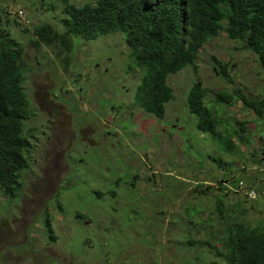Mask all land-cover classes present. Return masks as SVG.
Returning <instances> with one entry per match:
<instances>
[{"label":"rangeland","instance_id":"obj_1","mask_svg":"<svg viewBox=\"0 0 264 264\" xmlns=\"http://www.w3.org/2000/svg\"><path fill=\"white\" fill-rule=\"evenodd\" d=\"M91 2L71 0L77 6ZM0 5L8 14L0 25L23 48L25 88L35 112L26 120V131L34 132L22 194L9 199L0 189V264H223L207 247L186 243L208 240L210 230L200 231L196 222L190 229L184 206L203 207L198 220L215 218L209 215L225 176L258 188L248 199L229 187L228 209L239 203L253 226L264 224V114L242 101L231 107L212 102L220 90L264 99V71L239 41L220 33L203 47L196 68L171 75L174 98L158 119L133 106L144 72L131 58L125 33L91 41L75 37L73 51L58 44L36 47L34 26L61 29L62 0ZM21 10L27 17L22 24L31 26L14 23ZM213 57L227 64L226 79L214 72ZM198 79L208 89V104L218 105L226 126L244 130L252 145L228 156L197 130L198 117L186 101ZM218 157L230 170L217 165Z\"/></svg>","mask_w":264,"mask_h":264},{"label":"trees","instance_id":"obj_2","mask_svg":"<svg viewBox=\"0 0 264 264\" xmlns=\"http://www.w3.org/2000/svg\"><path fill=\"white\" fill-rule=\"evenodd\" d=\"M62 3L64 16L60 22L63 28L48 23L34 26L33 44L36 47L58 44V47L73 51L75 37L91 41L125 33L131 58L144 72L133 106H141L158 119L165 117L167 105L174 98L168 78L187 68H196L203 47L220 33L239 41L243 50L251 51L264 71V0H95L82 6L71 3V0H62ZM0 13L1 23L3 14H8L6 8L0 9ZM15 17L20 20L19 16ZM17 19L14 18V23L22 26ZM5 20L6 24L10 23L9 18ZM22 53L20 42L0 25V189L9 199H17L22 194L23 176L32 163L34 131H26V120L35 112L30 108L31 101L25 88L27 73ZM213 60L214 72L226 79L229 76L227 64L217 61L216 57ZM207 97L208 89L198 79L190 88L186 101L189 113L198 117L197 130L208 134L228 156L238 154L240 146L252 145L251 136L244 135V130L226 126L220 107L208 104ZM236 101H242L262 118L264 99H251L240 90H220L212 100L225 107L233 106ZM261 149L264 152V144ZM214 161L221 168L230 170L232 166L221 157L214 158ZM225 177L220 181L222 195H218L209 215L215 218L198 220L203 207L184 206V214L190 218V229L200 223V231L210 230L208 240L191 239L186 243L190 248L197 244L207 247L210 253L223 260V264H264V224L253 226L245 216L246 208H241L238 203L228 209L224 201L231 186L234 188L232 192H244L248 199L249 190H255L256 186L253 182ZM209 189L208 186L202 191ZM112 197L116 194L113 193ZM161 213L164 212L160 211L162 216ZM45 215L50 239L54 242L57 237L48 212ZM77 217L86 218L82 213Z\"/></svg>","mask_w":264,"mask_h":264},{"label":"built area","instance_id":"obj_3","mask_svg":"<svg viewBox=\"0 0 264 264\" xmlns=\"http://www.w3.org/2000/svg\"><path fill=\"white\" fill-rule=\"evenodd\" d=\"M18 14H19L20 18H21L23 21L26 20V15H23V11H22V10H21L20 13H18ZM241 185H242V183H241ZM242 187H244V185H243ZM247 191H248V190H246L245 192H247ZM252 193H254V190H249V194H248V196L251 197V194H252Z\"/></svg>","mask_w":264,"mask_h":264},{"label":"clouds","instance_id":"obj_4","mask_svg":"<svg viewBox=\"0 0 264 264\" xmlns=\"http://www.w3.org/2000/svg\"><path fill=\"white\" fill-rule=\"evenodd\" d=\"M16 15L17 16H19V14L18 13H16ZM19 18H20V16H19ZM26 19H27V17H26ZM30 20V19H29ZM20 21H21V23L23 22V20L20 18ZM23 25H31V22H27V23H25V24H23Z\"/></svg>","mask_w":264,"mask_h":264}]
</instances>
